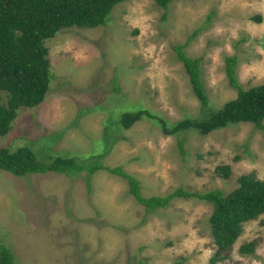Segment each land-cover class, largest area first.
Masks as SVG:
<instances>
[{
  "label": "rangeland",
  "instance_id": "1",
  "mask_svg": "<svg viewBox=\"0 0 264 264\" xmlns=\"http://www.w3.org/2000/svg\"><path fill=\"white\" fill-rule=\"evenodd\" d=\"M44 44L49 89L38 106L17 111L0 146H28L42 160L46 153L92 162L111 126L117 134L101 163L137 178L145 197L177 188L227 194L246 174L264 181V122L263 130L239 123L207 135L186 130L173 136L147 119L130 128L114 123L141 109L168 127L206 119L237 96L225 73L228 56L238 58L244 90L264 85V0L174 1L165 17L153 0H126L105 26L64 29ZM176 46L201 58L206 108L191 90ZM225 165L228 179L215 171ZM88 176L19 178L0 170V247L10 251L13 264H210L216 249L211 204L174 198L146 214L124 180L105 171ZM247 243L253 252L241 254ZM224 256L216 264H263L264 217L243 224Z\"/></svg>",
  "mask_w": 264,
  "mask_h": 264
},
{
  "label": "trees",
  "instance_id": "2",
  "mask_svg": "<svg viewBox=\"0 0 264 264\" xmlns=\"http://www.w3.org/2000/svg\"><path fill=\"white\" fill-rule=\"evenodd\" d=\"M125 1L0 0V137L9 131L17 111L21 108H34L45 98L51 76L48 49L44 43L64 29L105 26L112 11ZM153 1L163 10L165 17L169 5L180 0ZM254 20L259 21L260 17H255ZM195 35L196 32L188 40L191 41ZM174 50L188 76L193 94L201 107L206 108L208 98L202 80L201 58L187 56L183 46H176ZM224 61L228 84L237 91V96L213 111L206 119H185L168 127L159 116L141 109L123 113L119 121L115 120V127L130 128L138 121L147 119L157 124L165 135L172 136L186 130L207 135L239 123H251L254 128L263 130L264 85L244 90L236 75L238 58L228 56ZM116 130L117 127H106L105 134L109 135L104 140V149L92 157V162L83 163L75 156H49L46 153L42 160L28 146H21L13 151L9 146H0V170L19 178L47 172L72 176L82 171L90 176L105 171L126 182L129 195L143 206L146 214L166 208L174 198H195L209 203L212 210L208 224L216 247L210 264L226 258L224 253L230 250L242 234L243 224L264 217V181L256 179L253 174L238 177V187L227 194L220 190L197 193L177 188L165 196H143L137 178L120 166L109 167L101 163L104 152L110 147V139L117 134ZM215 171L223 178L228 179L230 176V167L227 165L217 166ZM87 184L89 188V179ZM253 250L252 243L239 248L241 254H250ZM0 264H13L10 251L3 246L0 247ZM173 264H183V259H177Z\"/></svg>",
  "mask_w": 264,
  "mask_h": 264
}]
</instances>
